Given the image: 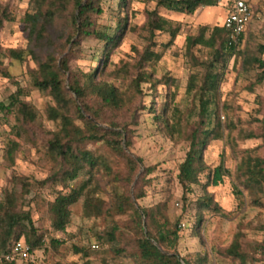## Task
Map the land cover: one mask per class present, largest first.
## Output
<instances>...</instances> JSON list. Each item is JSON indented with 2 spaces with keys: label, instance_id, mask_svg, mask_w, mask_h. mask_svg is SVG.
Here are the masks:
<instances>
[{
  "label": "rangeland",
  "instance_id": "rangeland-1",
  "mask_svg": "<svg viewBox=\"0 0 264 264\" xmlns=\"http://www.w3.org/2000/svg\"><path fill=\"white\" fill-rule=\"evenodd\" d=\"M28 1L0 0V103L7 104L8 97L16 89V82L26 91V96L21 100L28 102L38 113L31 125L19 130L18 138L9 133L14 124L13 116L4 111L0 113V200L4 190L12 187V176L27 178L30 193L20 202V208L30 212L34 228L38 233H43L46 239L44 247L31 252L28 259L17 264H82L84 257L74 253L73 247L81 248L82 253L89 256V264H135L134 243L138 233L128 210L123 213L118 211L115 192L124 196L130 192L132 195L142 185V180L147 182L143 186L145 195L135 205L149 208L164 204L168 219L171 222L179 221L177 253L180 257L191 264H238L224 254L235 236L244 248L264 239V193L251 195L238 182L235 174L241 151L257 148V155L264 158L261 139H236V145L230 147L225 139L226 130H223L222 139L210 141L202 152L204 164L208 167L199 177L202 185H195L190 193L183 194L177 174L188 143L181 138L169 137L155 117L162 113V105H169L171 99L182 112L191 109V97L185 93V87L189 75L201 70L193 64L191 57L200 62H209L212 51L200 46L188 51V40L195 37L202 26H221L229 0H217L215 7H200L191 15L158 7L156 0H124V7L118 0H101V13L91 16L96 30L108 32L118 23H125L120 41L108 57L104 56L103 43L93 36L76 37V46L68 45L63 54L55 53L58 60L63 55L68 58L69 71L74 74L91 73L96 66H102L106 58L95 81H105L122 90L131 80L139 78L141 90V95L130 110H103L104 123L100 124L107 129L111 128L110 124H116L117 130L126 131L122 143L124 145L126 138L129 139V147L124 146V149L137 161V170L130 182H126L124 162L103 142L89 144L87 148L94 155L104 157L109 170L99 168L93 172L87 189L92 206L87 209L90 215L85 214L84 197L81 196L69 207L70 216L64 232L52 231L48 211V202L53 200L61 186L42 183L53 171L45 146L56 127L44 113L53 102L47 91L37 90L30 83V72L36 69L34 61L26 57L19 62L2 53L28 46L27 28L21 21ZM250 3L251 21L237 46V52L227 61L216 94V104L221 123L227 116L238 130L258 135L260 123L264 121V80L256 83V71L242 70L239 53L244 47L257 50L258 46H264V0H251ZM2 11L8 13L12 20L2 18ZM156 19L161 21L162 30L150 26L149 22ZM171 31L174 32L173 38ZM147 49L158 53V59L143 60ZM45 54L43 51L40 56L44 57ZM261 58L264 59V53ZM121 63L128 64L127 77H109L108 72L118 68ZM165 79L174 80V84L164 83ZM6 138H15L18 143L12 159L4 153ZM220 161L229 175H224L217 186L207 184V174ZM148 167L153 169L145 174ZM87 178V174L80 172L69 186L75 188ZM236 189L241 192L239 195ZM203 196L211 197L226 215L219 212L202 213V221L197 224V202ZM143 224L145 228V220ZM110 230H115L118 240L110 244L98 243L97 235ZM49 238L61 243L52 248L48 245ZM30 239L34 240V237ZM92 245L97 246L96 249H92ZM116 248L123 251L116 252ZM256 264H264V260Z\"/></svg>",
  "mask_w": 264,
  "mask_h": 264
},
{
  "label": "trees",
  "instance_id": "trees-1",
  "mask_svg": "<svg viewBox=\"0 0 264 264\" xmlns=\"http://www.w3.org/2000/svg\"><path fill=\"white\" fill-rule=\"evenodd\" d=\"M100 1L29 0L27 11L21 18L27 28L28 46L25 49H8L2 52L11 60L21 62L29 57L34 61L36 69L30 72V83L37 90L47 91L53 102V105H48L44 112L46 118L56 127L45 146V153L53 165V171L42 182L61 186V190L55 192L53 200L48 202L50 227L53 232L65 231L70 216L69 207L81 196L84 197L85 214L90 215L87 209L91 206V202L87 189L93 179V172L98 171L99 168L109 170L104 157L94 155L87 148L89 144L101 141L121 159L125 164L127 171L125 179L128 183L138 168L137 161L124 149V146L129 147V139L126 138L124 145L122 143L126 131L117 130L116 124H110V129L103 128L100 124L104 123L103 110L117 112L130 110L131 105L141 95L139 78L131 80L126 88L119 90L111 83L95 81V76L102 71L106 58L102 62L103 65L99 68L96 66L93 72L74 74L69 71L68 58L65 55L60 60L55 56V53L63 54L68 45L76 46V37L93 36L98 42L103 43L104 56L108 57L112 48L120 41L125 23L121 25L118 23L108 32L96 30L91 16L101 13ZM118 1L121 7H124V0ZM230 3L229 0L227 8ZM156 5L168 11L191 15L200 7H215L217 0H156ZM1 15L6 21L12 20L4 11ZM149 24L153 29H163L160 20L156 19ZM245 32L238 36V41H234L231 38V31L223 26L200 27L196 36L188 40V51L195 46L205 47L212 51V58L209 62H200L191 57L193 64L201 68L199 73L189 75L185 87V93L191 97V109L182 112L171 99L169 105H162V113L155 116L162 123L169 137L181 138L188 143L184 160L178 165L177 174L183 194L190 193L195 185H202L199 177L208 170L202 152L210 141L222 139L223 130H226L225 139L230 147L236 145V139L244 141L258 137L264 146V121L260 123V134L256 135L253 132L238 130L236 124L227 116L221 123L217 112L216 94L223 71L229 58L237 52V46ZM170 36L173 38L174 32L171 31ZM43 51L46 54L41 57L40 53ZM263 53L264 46H258L257 50L244 47L239 53L242 70L256 71V83L264 80V59L261 58ZM158 57V53L147 49L143 60L151 61ZM127 73L128 64L121 63L118 68L108 72V76L122 78L127 77ZM5 76L9 77L7 74ZM168 82L174 84L172 79L164 80V83ZM14 85L16 89L8 97L7 104L0 103V113L4 111L13 116L14 124L9 133L18 138L19 130L31 125L38 113L28 102L21 100V97L26 96L25 89L16 82ZM17 148L18 143L15 138L5 139L3 149L6 157L12 159ZM256 151L257 148L241 151L235 173L238 182L251 195L264 193V158L257 155ZM152 169L146 168L145 174L150 173ZM80 172L87 174V180L75 188L69 186L70 182L79 177ZM224 175L229 174L220 161L207 174V184L217 186L222 182ZM144 183L147 182L142 180V185L136 188L132 195L130 192H127L126 196L115 192L118 211L123 213L124 210H128L138 233L134 243V263L191 264L177 253L179 221L171 222L168 219L165 205L157 204L149 208L135 205L145 195ZM29 193L30 184L27 178L12 176L11 189L4 190L3 198L0 200V254L9 252L13 243L18 240H23L31 252L45 245L44 234L38 233L34 228L30 212L22 211L20 208ZM236 193L239 195L241 192L236 189ZM212 212L226 215L211 197L200 198L196 210L197 224L202 221V213ZM143 220H145V228ZM32 236L34 240L30 239ZM96 239L100 244H110L118 240L115 230L101 232ZM60 243L54 238L48 240V245L52 248H56ZM73 249L74 253L82 254L84 257L82 264H89V256L83 254L81 248L73 247ZM115 251L120 252L123 249L116 248ZM224 254L238 264H256L264 260V239L244 248L235 236ZM18 261L21 260L0 261V264H17Z\"/></svg>",
  "mask_w": 264,
  "mask_h": 264
},
{
  "label": "built area",
  "instance_id": "built-area-1",
  "mask_svg": "<svg viewBox=\"0 0 264 264\" xmlns=\"http://www.w3.org/2000/svg\"><path fill=\"white\" fill-rule=\"evenodd\" d=\"M230 2L221 26L231 31V38L238 41V36L245 32L251 20V3L250 0H230ZM96 247L92 245V249H96ZM30 253L29 246L23 240H18L13 243L9 252L0 254V261L26 260Z\"/></svg>",
  "mask_w": 264,
  "mask_h": 264
}]
</instances>
